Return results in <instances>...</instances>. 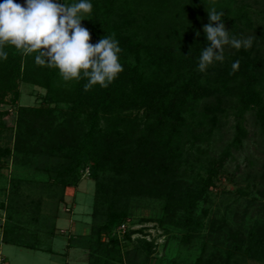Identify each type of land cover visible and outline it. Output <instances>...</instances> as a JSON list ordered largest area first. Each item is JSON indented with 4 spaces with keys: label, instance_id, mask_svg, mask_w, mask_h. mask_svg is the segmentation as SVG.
Listing matches in <instances>:
<instances>
[{
    "label": "trees",
    "instance_id": "1",
    "mask_svg": "<svg viewBox=\"0 0 264 264\" xmlns=\"http://www.w3.org/2000/svg\"><path fill=\"white\" fill-rule=\"evenodd\" d=\"M108 1L110 10L95 15L90 26L82 25L90 31L92 44L113 34L119 41L124 70L107 88L97 85L85 92L86 79L65 82L58 69L37 66L36 53L24 55L14 47L5 46L8 59L0 62V126L5 125L7 98L12 95V103H17L21 83L41 87L46 95L40 105L17 106L14 146L0 147V163L4 156L14 154L43 175L39 179L11 180L8 201L0 203L5 218L0 219L1 241L55 253L52 248L42 247L40 232H46L50 238L54 236L59 203L64 200L66 189L78 185L81 173L89 170V176L95 180L91 232L73 237L71 246L90 250L89 264H147L159 243L155 237L143 233V229H134L128 221L133 200L139 197L164 200L167 217L181 210L191 215L207 195L209 182H213L210 178L214 180L224 171L234 150L242 148L248 133L239 127L233 140L213 161L204 188L197 192L187 182L182 165L193 148L201 147L188 115L195 113L207 91L195 75V85L190 83L175 91L133 65L129 60L132 44L110 23L112 11L122 0ZM145 2L155 7L161 19L175 18L174 15L182 19L178 26L179 40L172 42V46L181 52L187 65L194 63L186 19L196 0ZM16 3L23 5L24 0ZM224 19H228L226 14ZM243 85L242 81L236 94L247 101L249 93ZM260 118L264 124V115ZM46 202L49 213L45 212ZM25 224L35 230L30 231ZM122 225L125 231H120ZM135 234L140 235L134 239L136 246L126 250L124 241ZM231 236L234 248L227 251L222 264H237L238 255L264 262V218L249 230L248 237L239 232ZM194 264H213V261L198 257Z\"/></svg>",
    "mask_w": 264,
    "mask_h": 264
},
{
    "label": "rangeland",
    "instance_id": "2",
    "mask_svg": "<svg viewBox=\"0 0 264 264\" xmlns=\"http://www.w3.org/2000/svg\"><path fill=\"white\" fill-rule=\"evenodd\" d=\"M65 2L71 4L74 0ZM91 2L92 12L82 25L90 26L95 15H104L110 10L108 0ZM138 5H142L141 8ZM208 10L226 14L228 19L222 18L230 35L251 37L252 45L239 50L226 48L223 63H215L200 72L197 65L201 51L207 46L203 26L210 22ZM158 16L155 7L145 0H122L112 11L110 23L132 44L129 60L145 75L164 81L175 91L190 83L195 85V75L207 91L199 100L195 113L188 115L201 147L193 148L182 165L187 182L200 192L213 161L233 140L239 127L246 130L248 138L243 140L242 148L234 150L224 171L214 180L210 178L213 182H209L207 195L198 202L191 215L181 210L177 215L167 217L164 200L139 197L132 202L128 221L134 229H143V233L147 232L159 243L147 264H194L198 257L222 264L227 251L234 248L231 234L239 232L248 237L249 230L264 218V124L260 118L264 115V0H196L186 19L196 58L188 65L181 52L172 46V42L179 40L178 26L182 19L175 15L170 19ZM236 60H239V68L233 72L231 66ZM242 81L245 92L249 93L247 101L236 94ZM45 95V89L21 83L17 103L13 104L12 95L8 96L4 106L7 110L3 117L5 125L0 126V147L14 146L17 106L40 105ZM81 175L78 185L68 187L64 200L59 203L54 236L50 238L46 232H40L42 247L52 248L55 253L1 243L0 227V262L89 264L90 250L70 244L76 235L91 232L95 180L89 176V170ZM14 177L39 179L43 175L33 165L26 166L20 156H4L0 163V203L8 201ZM48 203L46 213H49ZM3 215L0 212V219ZM29 228L35 230L33 226ZM111 235H106V239ZM138 236L135 234L129 241H124L126 250L134 249V239ZM236 263L264 264L239 255Z\"/></svg>",
    "mask_w": 264,
    "mask_h": 264
},
{
    "label": "clouds",
    "instance_id": "3",
    "mask_svg": "<svg viewBox=\"0 0 264 264\" xmlns=\"http://www.w3.org/2000/svg\"><path fill=\"white\" fill-rule=\"evenodd\" d=\"M91 0H16L0 2V62L8 59L5 46L14 47L24 55L36 53L37 66L58 69L65 82L86 79L84 91L99 85L107 88L123 72L122 49L114 34L90 43V31L82 21L92 12ZM209 23L203 26L207 46L201 51L197 69L205 72L215 63H223L225 49L249 48L252 38L230 35L223 23L224 13L209 11ZM197 37L200 32L197 31ZM239 68V60L232 63Z\"/></svg>",
    "mask_w": 264,
    "mask_h": 264
},
{
    "label": "built area",
    "instance_id": "4",
    "mask_svg": "<svg viewBox=\"0 0 264 264\" xmlns=\"http://www.w3.org/2000/svg\"><path fill=\"white\" fill-rule=\"evenodd\" d=\"M1 220H2V221L5 220L4 216L1 217ZM120 231H125V225H122V226H121ZM0 264H4V263L0 262Z\"/></svg>",
    "mask_w": 264,
    "mask_h": 264
},
{
    "label": "crops",
    "instance_id": "5",
    "mask_svg": "<svg viewBox=\"0 0 264 264\" xmlns=\"http://www.w3.org/2000/svg\"><path fill=\"white\" fill-rule=\"evenodd\" d=\"M1 243H2V241H1Z\"/></svg>",
    "mask_w": 264,
    "mask_h": 264
}]
</instances>
